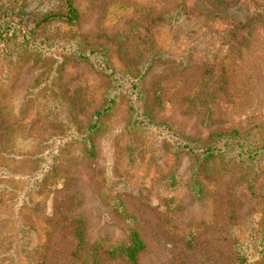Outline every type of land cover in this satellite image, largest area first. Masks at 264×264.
Masks as SVG:
<instances>
[{"label":"rangeland","instance_id":"obj_1","mask_svg":"<svg viewBox=\"0 0 264 264\" xmlns=\"http://www.w3.org/2000/svg\"><path fill=\"white\" fill-rule=\"evenodd\" d=\"M8 5L26 17L63 9L62 0H0ZM72 6L75 24L52 22L41 36L99 52L121 77L150 62L137 83L154 123L195 143L230 130L264 133V0ZM113 84L64 52L0 41V264H77V218L82 255L98 264H127L99 247L126 242L130 229L144 245L135 264H237L238 251L264 264V171L251 183L246 163L201 160L194 185L192 158L126 131L121 93L87 157L82 132Z\"/></svg>","mask_w":264,"mask_h":264},{"label":"trees","instance_id":"obj_2","mask_svg":"<svg viewBox=\"0 0 264 264\" xmlns=\"http://www.w3.org/2000/svg\"><path fill=\"white\" fill-rule=\"evenodd\" d=\"M63 9L60 13H44L40 16H20L15 7L6 6L0 9V41L9 38L20 42L22 46H37L46 53L64 52L76 60L88 63L93 70L103 74L113 85L117 87L112 96L107 100L103 108L93 113V121L88 124L81 135V141L87 145L86 155L94 157L91 138L97 130L98 121L112 108L114 96L121 93L127 98L129 120L126 123V131L139 137L157 142L166 151L174 155L183 154L193 160V169L199 161L203 160H233L236 163L250 165L252 175L251 183L257 175L264 171V133L258 127H253L245 133L236 130L218 132L209 137L207 142L195 143L184 139L177 132L171 131L169 127L158 125L153 122L150 115L143 110V95L138 86V81L145 73L147 66L137 75L127 77L117 76L104 62L102 55L84 46L68 42H47L40 34V29L52 22L62 21L73 25L77 21V15L72 6V0H62ZM1 7V6H0ZM28 25H26V23ZM30 24V25H29ZM195 169L192 173V183L195 185ZM251 183L249 187L251 188ZM127 219H131L127 217ZM132 221H130V224ZM73 237L76 240V249L72 253L77 264H98L95 257L89 259L82 255L86 245L84 222L77 218L73 222ZM99 247V245H95ZM101 252L108 259H120L127 264H135L137 256L143 250L144 245L138 234L130 229L126 242H118L108 248H101ZM237 264H247L248 256L238 251Z\"/></svg>","mask_w":264,"mask_h":264}]
</instances>
